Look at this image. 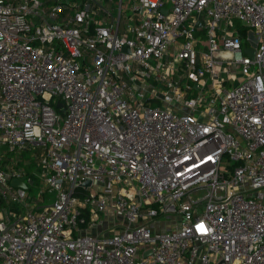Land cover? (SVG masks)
<instances>
[{
  "label": "built area",
  "instance_id": "built-area-1",
  "mask_svg": "<svg viewBox=\"0 0 264 264\" xmlns=\"http://www.w3.org/2000/svg\"><path fill=\"white\" fill-rule=\"evenodd\" d=\"M0 264H264V0H0Z\"/></svg>",
  "mask_w": 264,
  "mask_h": 264
},
{
  "label": "water",
  "instance_id": "water-1",
  "mask_svg": "<svg viewBox=\"0 0 264 264\" xmlns=\"http://www.w3.org/2000/svg\"><path fill=\"white\" fill-rule=\"evenodd\" d=\"M245 51H246V53L248 54V55H250V56H253L254 55V49L253 48H246L245 49ZM59 105H61V104H59ZM12 183L14 184V185H21V186H23V187H25V184L22 182V179H14L13 181H12ZM91 182L89 181V180H87V181H85V185H89ZM150 252H147L146 253V255L147 254H149Z\"/></svg>",
  "mask_w": 264,
  "mask_h": 264
},
{
  "label": "rangeland",
  "instance_id": "rangeland-1",
  "mask_svg": "<svg viewBox=\"0 0 264 264\" xmlns=\"http://www.w3.org/2000/svg\"><path fill=\"white\" fill-rule=\"evenodd\" d=\"M125 1V3H127L128 2V0H124ZM170 219H172L171 218V216H169V218H165V220L167 221V222H169L170 221ZM171 222V221H170ZM167 224V223H166ZM166 224H164V225H166ZM166 227H162V229H165Z\"/></svg>",
  "mask_w": 264,
  "mask_h": 264
},
{
  "label": "snow or ice",
  "instance_id": "snow-or-ice-1",
  "mask_svg": "<svg viewBox=\"0 0 264 264\" xmlns=\"http://www.w3.org/2000/svg\"><path fill=\"white\" fill-rule=\"evenodd\" d=\"M199 227H200V228H203V225H200Z\"/></svg>",
  "mask_w": 264,
  "mask_h": 264
}]
</instances>
